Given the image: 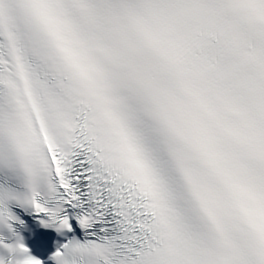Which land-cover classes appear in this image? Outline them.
Listing matches in <instances>:
<instances>
[{
  "label": "snow or ice",
  "instance_id": "obj_1",
  "mask_svg": "<svg viewBox=\"0 0 264 264\" xmlns=\"http://www.w3.org/2000/svg\"><path fill=\"white\" fill-rule=\"evenodd\" d=\"M0 59L54 134L31 187L0 141V264H264V0H0Z\"/></svg>",
  "mask_w": 264,
  "mask_h": 264
}]
</instances>
